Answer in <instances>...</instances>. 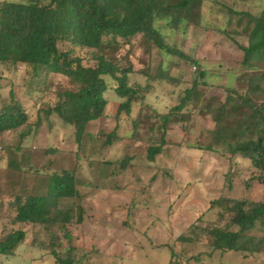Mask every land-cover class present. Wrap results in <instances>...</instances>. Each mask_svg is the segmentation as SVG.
Segmentation results:
<instances>
[{
	"label": "trees",
	"instance_id": "trees-1",
	"mask_svg": "<svg viewBox=\"0 0 264 264\" xmlns=\"http://www.w3.org/2000/svg\"><path fill=\"white\" fill-rule=\"evenodd\" d=\"M211 1L213 0L0 1V97L4 81L10 84L9 98L0 107V137L5 132L18 130L26 124L29 127V131H21L19 136L22 143L15 146L14 152L11 147L8 148L6 177L31 176L22 161L17 159L18 156L13 154L20 155L28 150L23 146V139L32 133L30 113L26 108L29 104L16 94V81L9 79L6 71L16 73L25 67L22 89L31 93L55 94L50 103L44 101V105L48 106L42 111L47 118L56 116L62 123L74 127L79 152L86 150V154H90L89 148L100 137L106 138L103 145L111 149L126 138L120 135L119 128L128 120L125 117L131 115L135 105L144 102L149 91L147 88L150 83L146 84V88L138 80L134 81L135 76H146L147 80L157 76L150 64L148 70L137 68L132 62L125 64L130 50L122 56L118 55L124 45L131 44L133 38L145 43L149 53L157 50L158 54L178 56L179 59L190 62L194 68L191 87L185 89L179 104L159 115L163 130H166L175 117L174 114L181 113L190 104L198 109L205 95L200 86L211 84L209 69L193 53L171 45L163 32V25H157V22L163 20L165 25L171 26L177 33L187 32L190 25L208 27L210 24L205 22L204 9ZM226 9L231 14H241L238 20L240 24L242 18L247 19L240 34L247 36L248 44H238L244 53L241 67L245 71L237 76L236 71L231 72L239 80L246 76L247 88L240 90L232 84L226 85L224 88L227 95L217 107L209 103L203 107L214 112L211 140L204 146L211 151L222 148L223 153L230 157L241 156L248 159L259 170L257 178L264 183V8L259 14ZM52 75L63 76L73 86L51 92ZM111 87L115 97L120 100L115 114L117 124L111 132L104 126L95 131L94 127H100V123L108 120L107 91ZM46 120L50 124L52 119ZM40 124L39 118L35 128H39ZM33 133L35 135L34 130ZM134 141L133 138L125 146ZM165 144L163 133L159 144L149 146L148 159L154 161L162 153ZM43 149L45 153H62L66 150L55 146ZM85 157L90 159L88 154ZM131 161L132 156L127 154L119 161L98 162L95 172H100L102 177L115 176V165L125 171L131 168ZM231 176L230 171L226 177L229 182L227 190L234 193ZM34 177L36 176L33 174L32 178ZM44 178V185L43 182L41 185L33 184L34 189H41L40 192L16 194L15 199L6 206L13 209L11 223L14 229L0 238V257L15 254L17 248L26 241L27 233L18 225L41 224L47 228L55 226L57 231H52V235L56 236L60 232L64 235L61 239L65 238L67 242V246L63 248L60 239L54 237L49 245L48 251L56 262L75 264L77 246L74 244L72 227L75 224L85 226L88 222L85 220L84 204L82 205L85 197L82 188L87 187L89 181L81 179L75 168L61 169ZM28 185L29 182H25L22 189L26 190ZM222 194L213 199L191 225L198 231L181 234L178 240L192 244L206 235L210 238L209 247L213 254L235 251L244 256L257 254L264 258V200L253 199L248 194ZM63 199H71L72 203L64 205L61 203ZM215 210L216 220L206 226L201 225L205 213L211 215ZM1 218L0 214V221ZM175 247L170 246L171 257L168 264H187L188 260L183 261L181 257L176 260ZM83 256L85 253L81 247L80 262Z\"/></svg>",
	"mask_w": 264,
	"mask_h": 264
},
{
	"label": "rangeland",
	"instance_id": "rangeland-1",
	"mask_svg": "<svg viewBox=\"0 0 264 264\" xmlns=\"http://www.w3.org/2000/svg\"><path fill=\"white\" fill-rule=\"evenodd\" d=\"M226 8L259 14L264 8V0H213L204 9L205 22L210 26L190 25L187 32L177 33L163 20L157 22V25H163V32L171 45L193 53L209 69L211 83L200 86L205 95L198 109L190 104L181 113L174 114L178 118L173 117L166 130L162 128L159 115L179 104L185 89L191 87L194 68L190 62L178 56L158 54L157 50L149 53L146 44L138 38L124 45L118 55L122 56L130 50L125 64L132 62L137 68L145 70L150 64L157 76L152 80L142 75L135 76L134 81L138 80L144 87L149 82L150 86L146 87L149 91L144 102L135 105L131 115L125 117L128 120L119 128L120 135L126 138L108 149L103 145L106 138L100 137L89 148V160L85 157L86 150L78 151L74 127L62 123L59 117L47 118L42 111L48 106L44 105V101L50 103L55 94L31 93L22 89L25 67L20 68L17 74L6 71L7 77L16 81V94L29 104L26 108L30 113L32 133L23 139V146L28 150L21 156L13 155L18 156L17 159L22 161L31 176L6 177L8 148L11 147L14 152L15 146L22 143L19 135L21 131H29L26 124L0 137V238L14 229L11 223L13 209L6 206L15 199L16 194L40 192L41 189H34L33 184L41 185L43 182L44 185V176L48 177L61 169L75 168L81 179L89 181V185L82 188L86 197L82 205L88 222L85 226L75 224L72 227L74 244L77 246L75 264H168L172 245L176 246V260L181 257L183 261L188 260L187 264H264V258L257 254L244 256L235 251L213 254L209 247L210 238L206 235L192 244L178 240L181 234L198 231L191 225L221 193L235 196L248 194L253 199L264 200V183L257 178L260 172L248 159L230 157L223 153L222 148L211 151L204 146L211 140L214 112L203 107L208 103L217 107L227 95L226 85L232 84L240 90L247 88L246 76L239 80L231 74L236 71L237 76L245 71L241 67L244 53L238 44H248L247 36L240 34L247 19L242 18L240 24L238 20L241 14H231ZM51 79V92L73 86L61 75H52ZM110 89L107 91L108 120L100 123V127H94L95 131L104 126L111 132L117 124L115 114L120 100L115 97L113 88ZM9 91L10 84L4 81L0 107L8 100ZM39 118L41 124L36 129ZM46 119H52L50 124ZM163 133L166 144L162 153L151 161L147 157L148 148L152 144H159ZM133 138L134 143L125 146ZM52 146L66 150L62 153H45L43 148ZM127 154L132 156V165L128 170L121 171L114 164L117 169L115 176L102 177L100 172H95L96 163L119 161ZM230 171L234 193L227 190L229 182L226 177ZM33 174L36 176L34 179ZM25 182H29L26 190L22 189ZM61 203L70 205L72 200L63 199ZM216 217V210L211 215L205 213L201 225L214 222ZM18 227L25 229L26 241L15 254L0 257L1 263L58 264L48 247L54 237L60 239L63 248L67 242L65 238L61 239L64 235L60 232L52 235V231H57L55 226L47 228L41 224H21ZM81 247L85 256L80 262Z\"/></svg>",
	"mask_w": 264,
	"mask_h": 264
}]
</instances>
